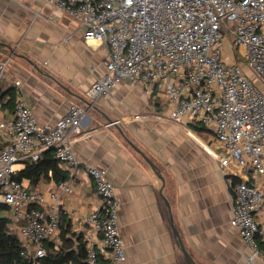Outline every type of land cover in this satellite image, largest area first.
<instances>
[{"label":"built area","instance_id":"1","mask_svg":"<svg viewBox=\"0 0 264 264\" xmlns=\"http://www.w3.org/2000/svg\"><path fill=\"white\" fill-rule=\"evenodd\" d=\"M41 1L78 22L86 42L108 46L106 71L86 93L91 105L123 79L142 85L147 95L158 86L171 121L213 133L223 149L221 167H250L261 179L235 184L230 224L249 250L247 264H264L259 242L264 230L257 218L264 208V0ZM230 34L235 41L230 45L252 77L237 65L236 56L235 63L223 57L221 43ZM9 62L10 57L0 59V80L6 78ZM84 116L83 108L71 105L55 123L41 124L18 91L13 116L0 119V204L8 206L21 255L30 264H40L49 243H62L61 195L71 191V183H57L48 194L31 191L14 178V166L38 161L43 152L53 150L69 175L75 173L80 163L73 143L83 131ZM84 172L100 198V206L86 219L85 263L121 264L126 257L119 226L122 201L106 170L86 164Z\"/></svg>","mask_w":264,"mask_h":264},{"label":"crops","instance_id":"2","mask_svg":"<svg viewBox=\"0 0 264 264\" xmlns=\"http://www.w3.org/2000/svg\"><path fill=\"white\" fill-rule=\"evenodd\" d=\"M108 51L105 43L86 42L79 23L52 4L0 0V59L10 57L6 81L41 124L55 123L71 105L85 110L83 131L73 143L80 167L68 178L71 191L61 195L68 245L77 249L78 235L89 229L88 215L100 206L84 172L91 164L106 170L122 201L121 264H187L180 241L196 264H247L249 250L230 224L233 188L261 179L250 167H221L223 149L213 133L171 121L158 86L147 95L142 85L123 79L91 105L86 93L105 73ZM113 121L120 122L108 126ZM56 184L48 178L34 190L48 194ZM2 215L9 218L10 211ZM257 218L264 230V208ZM259 242L264 248V234Z\"/></svg>","mask_w":264,"mask_h":264},{"label":"trees","instance_id":"3","mask_svg":"<svg viewBox=\"0 0 264 264\" xmlns=\"http://www.w3.org/2000/svg\"><path fill=\"white\" fill-rule=\"evenodd\" d=\"M18 95L15 85L9 84L6 79L0 80V119L3 112H13ZM204 128V127H203ZM69 172L60 166V162L55 158L53 150L43 152L38 161H27L23 169L18 170L15 179L21 182H28V189L34 190L42 181L52 179L56 183L66 181ZM9 210L5 204H0V264H30L21 252L23 250L21 241L16 231L12 229L8 217L3 216V212ZM62 243L55 248L52 244L47 245V255L40 259V264H86V245L83 234L78 235V246L73 250L68 245L65 237V228L62 216Z\"/></svg>","mask_w":264,"mask_h":264},{"label":"rangeland","instance_id":"4","mask_svg":"<svg viewBox=\"0 0 264 264\" xmlns=\"http://www.w3.org/2000/svg\"><path fill=\"white\" fill-rule=\"evenodd\" d=\"M235 42L234 37L232 34H230V38L224 39V41L221 43L222 49H223V57L227 59L228 62L235 63V56L237 57V65L240 66L247 76L252 77V72L246 67V64L244 62V59L241 57L240 54L237 53L236 49L233 48L230 45V42ZM235 47V46H234ZM259 84V83H258ZM22 167V164H16L14 166L15 169L19 170Z\"/></svg>","mask_w":264,"mask_h":264},{"label":"water","instance_id":"5","mask_svg":"<svg viewBox=\"0 0 264 264\" xmlns=\"http://www.w3.org/2000/svg\"><path fill=\"white\" fill-rule=\"evenodd\" d=\"M151 166H153L152 163H151ZM175 234L177 236H179L177 231H175ZM179 241H180V239H179ZM180 246H181V250H182V252H183V254H184L185 258H186L187 264H196L195 261L193 260V258L191 257V255L185 249V247H184V245H183V243L181 241H180Z\"/></svg>","mask_w":264,"mask_h":264}]
</instances>
